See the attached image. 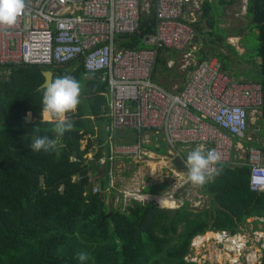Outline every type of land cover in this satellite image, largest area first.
Returning a JSON list of instances; mask_svg holds the SVG:
<instances>
[{
    "label": "trees",
    "instance_id": "obj_1",
    "mask_svg": "<svg viewBox=\"0 0 264 264\" xmlns=\"http://www.w3.org/2000/svg\"><path fill=\"white\" fill-rule=\"evenodd\" d=\"M202 1L203 24L214 29L211 34L240 59L227 42L226 32L215 34L220 26L214 3ZM216 2L227 7L235 1ZM246 14L251 20L250 30L256 32L258 46L244 44V57L248 62L260 58L261 63L257 71L253 70V76L245 80L261 83L264 90V0H247ZM192 25L197 36L206 26ZM156 31L157 10L152 7L151 12L143 15L135 34L118 38L119 45L127 49H150L148 38ZM171 51H161L155 77L166 90L173 83L163 75H173L177 68L169 67L164 56ZM213 51L222 65H229L228 55L216 48ZM197 60L198 64L207 60L206 51L202 49ZM194 69L195 66L190 67L189 71ZM48 70L54 73L53 80L70 75L81 83L80 104L74 113L67 114L74 128L58 139L56 148L34 152L29 147L33 135L56 138L51 131L53 125L42 121L40 116L43 72ZM0 71L8 74L0 78V264H81L76 258L81 252L88 255L83 264H197L186 260L195 236L217 230L237 233L250 217H264V192L251 188L249 169L218 164L220 174L199 186L200 192L211 200L209 210L196 213L185 203L170 227L168 215H157L149 234L136 241L147 211L155 205L133 201L126 207L115 208L107 203L113 164L109 160V133L104 129L111 120L107 84L98 74L89 76L84 60L80 59L68 65L44 68L9 65ZM96 141L99 152L89 159L88 154L96 151ZM160 144L157 149L150 148L167 155L166 144L162 141ZM249 145L264 151L260 144ZM103 158L108 159L105 165L100 163ZM98 175L101 179L90 186ZM97 185L101 190L94 193ZM159 190L158 186L147 187L144 193L154 195ZM191 214L193 217H189Z\"/></svg>",
    "mask_w": 264,
    "mask_h": 264
},
{
    "label": "built area",
    "instance_id": "obj_2",
    "mask_svg": "<svg viewBox=\"0 0 264 264\" xmlns=\"http://www.w3.org/2000/svg\"><path fill=\"white\" fill-rule=\"evenodd\" d=\"M191 2L197 10L203 4L202 0H26L25 13L15 27L0 29V70L9 65L44 68L84 60L89 76L98 74L109 90L111 120L105 130L112 163L118 156L135 163L146 158L154 161L157 152L150 147L157 149L161 144L148 145V134H161L168 149L165 156L171 157L176 171L171 178L177 182L176 194L199 188L187 181L184 162L201 145L221 154L219 164L248 168L251 188L264 192V151L249 145L256 136L250 133V122L262 121V84L232 79L217 58L195 64L182 90L170 92L156 82L162 50L180 53L185 59L197 51V31L187 19ZM152 7L157 10V31L148 38L152 48H121L118 38L135 34ZM189 66L188 60L181 68ZM3 76L8 74L0 71ZM126 131H134L138 141L115 145V136ZM178 160L183 170L176 167ZM107 161L103 158L100 163ZM202 195H197V202ZM175 201L177 209L187 203L181 196ZM263 223L264 217L253 216L237 233L222 230L197 235L186 260L262 264Z\"/></svg>",
    "mask_w": 264,
    "mask_h": 264
},
{
    "label": "rangeland",
    "instance_id": "obj_3",
    "mask_svg": "<svg viewBox=\"0 0 264 264\" xmlns=\"http://www.w3.org/2000/svg\"><path fill=\"white\" fill-rule=\"evenodd\" d=\"M245 1L246 0H238L237 6L234 7L230 6L224 9H222V7L219 6L217 7L215 16L217 18H221L222 23L219 26L220 28H224V29H220V28H217V30L215 29V34L224 35L226 32L227 39L230 38L233 34H241L242 39L240 43L242 42L244 44L248 43L256 48L258 46V42L256 39V32L251 31L249 28L251 20L250 18L247 17L246 14L245 3L247 2ZM202 15L203 12L201 9L198 10L197 12L193 11L191 16L192 18H189L190 21L188 20V22L192 24L200 23L201 25H206L205 22L203 24V19L201 20ZM205 27L201 30V35L199 34L197 36V40H196L197 51L194 52L193 58L185 59L182 57L180 53L175 54L174 58H176V65H177L176 72H174L173 75L171 73L170 74L167 73L166 75L164 74L165 76L163 75L165 80L167 81L169 80L171 84L173 83V85L169 87L168 91L176 92L177 90H180V88L184 87L192 71H189V69L184 70L179 66L182 65L183 63L188 62L189 60L190 62L189 68L194 67L195 64H198L197 56L202 49L206 51L207 59L214 57L213 50L215 48L216 50L220 51L222 54L233 57V55L230 54L229 50L227 48H224L225 47L224 43L219 41L217 36H212L211 32L207 30V27L206 28ZM210 34L211 36H209ZM231 41L235 42L234 39H230V43ZM206 45L207 48H205ZM237 59L238 58L236 57H233L231 59V61L234 63L233 65L237 67L242 66V61ZM122 133H119L117 135V139L114 141L115 145H119V146L126 144L131 145L132 143L135 142L137 138L136 135L133 141H129L128 140L129 135L127 134L128 132H122ZM250 133H255L257 135L255 136L256 137L254 142L255 144H260L264 146V121L261 122L251 121ZM148 135H151V137H149L150 139L148 138V143H149L148 145H151L150 143H158L157 141H155V139L162 138L161 134L160 135L157 134V136H155L154 134L149 133ZM92 155L93 153H90L88 154L87 157L89 159H92L91 158ZM170 158H171L170 156L166 157L165 155H160L156 153V159L154 160L156 163L154 161L150 162V160L146 158L145 162H137L139 163L137 164L134 161L129 160L127 158H123L121 156L115 157L113 160V164L111 166V181L109 183L111 186L107 192L108 193L107 203L113 204L115 208H118L123 205L124 206L129 205L133 201L140 202L144 205L151 203L153 205L159 206L158 198H171L172 200L174 199V202L176 203L175 200L179 199L181 196V198L184 197L186 198V202L190 204L189 209L191 207L193 209V212L199 213L201 210L204 209L209 210L211 208V204H210L211 200L209 197L202 195L203 197L201 198V202H197L200 200L197 197V195L201 194L198 187L187 189L186 191L181 192L180 194L175 193L174 188H175V183L177 182L173 181L171 178L176 177V171L172 166V161L170 160ZM162 161L163 163H161ZM153 186H158L160 190L156 192L154 195L144 193L145 188L153 187ZM97 189L98 191L101 190L100 185H97ZM112 190L114 192H112ZM189 200H195L197 202V205L195 206L194 203H191ZM189 217H193V214H191ZM182 230L183 228L180 226L178 231L181 232ZM217 231H222V230H217ZM217 231H209V232H217ZM208 235L211 236L210 233ZM211 255L213 256V253H211Z\"/></svg>",
    "mask_w": 264,
    "mask_h": 264
},
{
    "label": "clouds",
    "instance_id": "obj_4",
    "mask_svg": "<svg viewBox=\"0 0 264 264\" xmlns=\"http://www.w3.org/2000/svg\"><path fill=\"white\" fill-rule=\"evenodd\" d=\"M26 7V0H0V29L8 30L15 27L20 17L24 15ZM81 91V83L70 75L57 77L41 89V120L53 125L51 131L56 138L33 135L32 142L29 144L31 151L53 150L57 146L58 139L73 130L74 123L67 114L77 110ZM36 130L37 128L33 133ZM221 159V154L215 149L205 150L202 145L196 147L189 152L184 162L187 169V181L193 186H203L220 174L221 170L216 166ZM159 204L163 205L162 199ZM76 258L83 264L88 259V255L81 252Z\"/></svg>",
    "mask_w": 264,
    "mask_h": 264
},
{
    "label": "crops",
    "instance_id": "obj_5",
    "mask_svg": "<svg viewBox=\"0 0 264 264\" xmlns=\"http://www.w3.org/2000/svg\"><path fill=\"white\" fill-rule=\"evenodd\" d=\"M210 1V3H214V8L215 9H217V7L219 6L218 4H217V2H216V0H209ZM235 2L232 4V5H230V6H237V2H238V0H234ZM190 5L188 6V9H187V19L190 21V19L189 18H192L191 16H192V12L194 11V12H197V10L196 9H194V4H193V2H191V3H189ZM230 6H227V7H230ZM219 7H222V9H224V8H227V7H224V6H219ZM222 20H221V18H218V23H219V25H221V22ZM207 27V30L209 31V32H211L212 31V29L209 27V26H206ZM205 27V28H206ZM213 36V35H212ZM230 39H234L235 40V42L234 41H231V43H230ZM241 39H242V35L241 34H233L230 38H228L227 39V42L236 50V52H238V55H239V58L240 59H237V60H240V61H242V66H240V67H237V66H234L233 64V62L231 61V59L233 58V57H236V58H238L235 54H234V52L232 53V52H230V54H232L233 55V57H230L229 55H228V57H230V63H229V65H225L224 64V67H226V69H225V72H227V74L231 77V78H233V79H236V80H242V79H250V77H252L253 76V74H254V71L253 70H255L256 69V71H257V68H259V64L261 63V59L260 58H256V59H254V60H252V61H249L248 62V59H247V57L245 58L244 57V55H245V48H244V43L242 42V43H240L241 42ZM177 52H174V51H171V52H165V57H166V59H167V61H168V64H172L173 66H176L177 67V65H176V58H174V56H175V54H176ZM211 58H215V57H211ZM172 66V67H173ZM179 67H181V65L179 66ZM177 69V68H176ZM164 81V80H163ZM29 113L30 112H28V114H27V116H28V119H30L31 118V115L29 116ZM31 114V113H30ZM105 127H106V124H105V126H104V129H105ZM126 132H128L127 134L129 135V138H128V140L129 141H133L134 139H135V135H136V133L134 132V131H126ZM123 134V133H122ZM126 134V133H125ZM137 136V135H136ZM257 136V135H256ZM137 139V138H136ZM255 139H256V137H255ZM157 139H155V141H156ZM136 141V140H135ZM162 141V139L160 138V139H158L157 140V142L160 144V142ZM163 142V141H162Z\"/></svg>",
    "mask_w": 264,
    "mask_h": 264
},
{
    "label": "water",
    "instance_id": "obj_6",
    "mask_svg": "<svg viewBox=\"0 0 264 264\" xmlns=\"http://www.w3.org/2000/svg\"><path fill=\"white\" fill-rule=\"evenodd\" d=\"M43 75L45 77V83L42 85V88L49 82L53 80L54 73L51 70L44 71ZM99 152V143L96 141V151L93 153L91 158H94L96 154ZM175 165L178 169L183 170V164L181 161H176ZM248 175H250V172H248ZM101 179V176L98 175L94 177L90 183V186L94 183H96L98 180ZM179 209L177 208H164L161 206H154L153 208L149 209L145 216V221L142 225V227L139 229L137 235H136V241H138L143 235L149 234V229L152 227V225L155 222L156 216L160 214H166L168 215V226L170 227L173 223V221L176 219V215L178 213Z\"/></svg>",
    "mask_w": 264,
    "mask_h": 264
},
{
    "label": "bare ground",
    "instance_id": "obj_7",
    "mask_svg": "<svg viewBox=\"0 0 264 264\" xmlns=\"http://www.w3.org/2000/svg\"><path fill=\"white\" fill-rule=\"evenodd\" d=\"M163 160V159H162ZM165 160V159H164ZM151 162V161H150ZM155 162V161H154ZM156 163V162H155ZM163 163V161L161 162ZM160 163V164H161ZM167 163V162H165ZM152 165V164H151ZM158 165V164H157ZM155 171H156V168H155ZM164 197V196H163ZM167 197V196H166ZM163 200V205L161 206L159 204V201L160 200ZM158 205L161 206V207H164V208H175L176 207V203L174 202V199L172 200L171 198H158Z\"/></svg>",
    "mask_w": 264,
    "mask_h": 264
}]
</instances>
